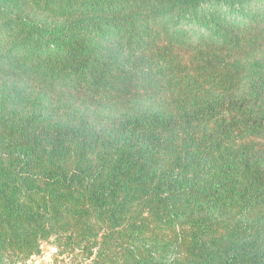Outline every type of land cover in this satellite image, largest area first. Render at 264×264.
<instances>
[{"label":"trees","instance_id":"1","mask_svg":"<svg viewBox=\"0 0 264 264\" xmlns=\"http://www.w3.org/2000/svg\"><path fill=\"white\" fill-rule=\"evenodd\" d=\"M264 264V0H0V264Z\"/></svg>","mask_w":264,"mask_h":264},{"label":"rangeland","instance_id":"2","mask_svg":"<svg viewBox=\"0 0 264 264\" xmlns=\"http://www.w3.org/2000/svg\"><path fill=\"white\" fill-rule=\"evenodd\" d=\"M24 264H75L73 257H60L56 255V249L53 241L42 243L41 254L38 257L31 258Z\"/></svg>","mask_w":264,"mask_h":264}]
</instances>
